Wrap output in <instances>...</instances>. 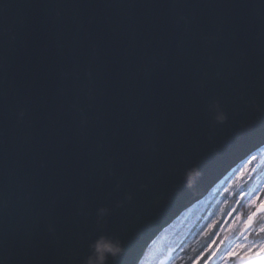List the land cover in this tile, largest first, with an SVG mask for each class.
<instances>
[{"label": "water", "instance_id": "1", "mask_svg": "<svg viewBox=\"0 0 264 264\" xmlns=\"http://www.w3.org/2000/svg\"><path fill=\"white\" fill-rule=\"evenodd\" d=\"M262 145L264 0H0V264H137Z\"/></svg>", "mask_w": 264, "mask_h": 264}, {"label": "rangeland", "instance_id": "2", "mask_svg": "<svg viewBox=\"0 0 264 264\" xmlns=\"http://www.w3.org/2000/svg\"><path fill=\"white\" fill-rule=\"evenodd\" d=\"M262 146L161 229L137 264H244L238 256L256 254L264 246V211L245 221L264 203Z\"/></svg>", "mask_w": 264, "mask_h": 264}, {"label": "clouds", "instance_id": "3", "mask_svg": "<svg viewBox=\"0 0 264 264\" xmlns=\"http://www.w3.org/2000/svg\"><path fill=\"white\" fill-rule=\"evenodd\" d=\"M216 118L218 120H223L224 116L222 113H218ZM197 174L198 173L195 168L186 173V179L189 184L192 183L193 178ZM91 248L92 254L87 258L85 264H103L106 255H112L115 258L122 251V246L118 241H113L103 237L91 245ZM256 256L257 254H254V258L249 262V264H260Z\"/></svg>", "mask_w": 264, "mask_h": 264}, {"label": "snow or ice", "instance_id": "4", "mask_svg": "<svg viewBox=\"0 0 264 264\" xmlns=\"http://www.w3.org/2000/svg\"><path fill=\"white\" fill-rule=\"evenodd\" d=\"M261 211H264V203L259 205L256 212H254L248 216L247 220L245 221V226L247 227V226L251 225L253 218L257 215L258 212H261ZM209 227H211V225H209ZM233 254H234V252L228 253L229 256H231ZM256 254H257V256H261V254H264V246H260L259 251Z\"/></svg>", "mask_w": 264, "mask_h": 264}, {"label": "bare ground", "instance_id": "5", "mask_svg": "<svg viewBox=\"0 0 264 264\" xmlns=\"http://www.w3.org/2000/svg\"><path fill=\"white\" fill-rule=\"evenodd\" d=\"M263 146H264V145H263ZM263 146H262V147H263ZM260 148H261V147H260ZM258 149H259V148H258ZM230 169H231V168H230ZM230 169L227 170L224 174H222V176H221L220 178L224 177V176L230 171ZM220 178H219V179H220ZM219 179H218V180H219ZM218 180H217V181H218ZM217 181H216V182H217ZM216 182H214V184H215ZM214 184H213V185H214ZM213 185H212L210 188H212Z\"/></svg>", "mask_w": 264, "mask_h": 264}, {"label": "trees", "instance_id": "6", "mask_svg": "<svg viewBox=\"0 0 264 264\" xmlns=\"http://www.w3.org/2000/svg\"><path fill=\"white\" fill-rule=\"evenodd\" d=\"M171 238H173V237H171ZM163 249H164V247L162 246V247L160 248V250L157 252V254L155 255V257H156L157 255L161 254V253L163 252ZM190 257H191V255H190Z\"/></svg>", "mask_w": 264, "mask_h": 264}]
</instances>
